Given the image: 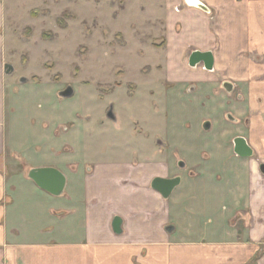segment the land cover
<instances>
[{
  "label": "crops",
  "instance_id": "1",
  "mask_svg": "<svg viewBox=\"0 0 264 264\" xmlns=\"http://www.w3.org/2000/svg\"><path fill=\"white\" fill-rule=\"evenodd\" d=\"M159 2L164 5L163 39L154 47L168 51L166 77L173 81L182 70L190 72L185 66L188 50L210 51L213 71L197 65L192 76L183 78L185 86L192 80L216 86L224 80L247 82L248 99L258 95L264 100V0ZM3 21L0 1V264H264V175L258 171V164L264 162V108L261 113L246 111L251 125L258 124V141L254 140L258 152L253 150L258 159L236 157L230 166L221 163L226 168L220 173L224 183L219 181V168L209 170V163H199L198 157L193 161L198 170L189 181L198 189L189 199L229 196L234 199L231 213L205 237L176 235L170 212H180L186 195L173 193L175 188L163 198L150 186L154 177H169L173 170V162L152 144L150 155L119 154L74 166L80 130L72 128L79 118L72 112L52 121L51 129L37 130L33 150L40 160L28 163L16 157L20 153L16 148L23 145L15 147L6 140L11 124L8 111L16 108V98L7 91L13 70L6 73L3 68L8 64ZM244 136L255 149L251 138ZM37 167L63 173L65 187L60 195L40 189L27 177ZM235 178L236 191L231 189ZM114 217L121 219L118 234L111 227Z\"/></svg>",
  "mask_w": 264,
  "mask_h": 264
},
{
  "label": "rangeland",
  "instance_id": "2",
  "mask_svg": "<svg viewBox=\"0 0 264 264\" xmlns=\"http://www.w3.org/2000/svg\"><path fill=\"white\" fill-rule=\"evenodd\" d=\"M0 1L5 60L13 67L7 91L14 92L16 98L14 111L7 110L11 124L6 140L15 147L23 145L15 149L20 152L16 157L28 163L40 160L33 150V142L39 138L37 130L51 129L52 121L72 112L79 118L68 126L80 130V147L73 145L74 166L82 167L83 160L146 154L151 144L143 136L135 139L130 132L135 120L141 121V128L151 137L163 139L176 164L190 165L200 155L202 161L213 163L209 166L212 170L219 168L222 183L220 173L226 168L221 163L230 166L237 159L230 151L234 136L247 134L258 152L254 142L258 124L251 125L249 117L244 129L238 123L230 125L228 116L232 112L238 119L248 117L246 103L261 113L263 99L257 104L245 97L235 104L232 97L221 98L220 88L207 80H192L184 87L187 81L183 78L195 73L187 64L188 56L185 66L190 72L182 70L180 78L173 81L166 77L168 51L154 47L163 39L164 5L159 0ZM237 84L236 92H249L247 82ZM67 86L73 94L59 97L58 91ZM109 107L114 120L107 117ZM203 121L211 123L209 130L202 129ZM256 153L253 156L258 159ZM236 182L235 178L231 187L235 191ZM193 189H198L193 181H182L173 191L184 193L186 199L180 212H170L171 220L176 235L205 237L231 213L234 199L218 195L193 201L189 199Z\"/></svg>",
  "mask_w": 264,
  "mask_h": 264
},
{
  "label": "water",
  "instance_id": "3",
  "mask_svg": "<svg viewBox=\"0 0 264 264\" xmlns=\"http://www.w3.org/2000/svg\"><path fill=\"white\" fill-rule=\"evenodd\" d=\"M201 9L205 7L198 3L195 4ZM187 64L189 67H195L199 64L203 66L206 70H212L213 66V56L210 51H199L193 50L187 58ZM4 71L6 73L11 72L13 67L10 64H4ZM25 78H21L20 81H24ZM73 93L71 88H67L59 93L62 97H68ZM233 152L239 157H251L252 150L246 143L245 139L242 137H236L233 140ZM258 170L264 175V163L258 165ZM27 177L31 179L37 187L50 193L51 195H60L65 187V176L59 170L53 167H37L31 168ZM178 178L173 179H162L154 178L151 182V187L158 191L163 198H167L171 190L178 184ZM111 227L114 233L121 232V219L119 217H114L111 223ZM171 227H167V230Z\"/></svg>",
  "mask_w": 264,
  "mask_h": 264
},
{
  "label": "flooded vegetation",
  "instance_id": "4",
  "mask_svg": "<svg viewBox=\"0 0 264 264\" xmlns=\"http://www.w3.org/2000/svg\"><path fill=\"white\" fill-rule=\"evenodd\" d=\"M199 65H201V64H199ZM202 66V65H201ZM213 66H214V62H213ZM213 66H212V70H206V69H204L203 68V66H202V69H203V71H206V72H211V71H213ZM196 67V66H195ZM195 67H191V68H195ZM157 80V79H156ZM154 82H155V80H154ZM156 84H159L160 83V81H159V79H158V82H155ZM116 86H120V83L119 84H116ZM187 86L188 85H186L185 87L187 88ZM67 88H71L72 89V87H69V86H67V87H65L63 90H60V91H58V96L59 97H62V96H60L59 95V93L61 92V91H64L65 89H67ZM218 88H220V91L222 92V97L221 98H229V97H232L233 99H234V103L235 104H237V103H242V101L245 99V97L246 98H249V95L248 94H245V93H243V94H241V93H239V92H236L235 91V89H238V84L237 83H234V82H232V81H228V80H224V81H221L220 83H218ZM190 90L192 91L193 90V87H191L190 86ZM72 91H73V89H72ZM225 91V92H224ZM233 92H236V95L235 94H233ZM151 93H152V97H150L151 98V100H152V98L154 97V92L153 91H151ZM73 94V93H72ZM71 94V95H72ZM70 95V96H71ZM70 96H68V97H70ZM248 96V97H247ZM62 98H66V97H62ZM254 101H256L255 103H257V104H260V101H262V99H261V97L260 96H258V95H256L255 96V98H252ZM249 100V99H248ZM234 104V105H235ZM153 105V104H152ZM152 105H151V108H152ZM246 105H247V110L249 109V106H248V104L246 103ZM231 114H232V116H228V121H229V124L230 125H232V124H240V126H242V127H244V129H245V127H247V126H249V117H243V118H239L238 119V117H236V115H235V113L233 114L232 112H230ZM107 117H108V119H112V120H114V116H113V114H112V110H111V108L109 107L108 108V110H107ZM141 121H138V120H135V122H134V126H133V128H131L130 129V132H131V134H132V136L136 139V138H139V137H142L143 136V138L148 142V143H150V144H152V146H154V147H156L157 149H158V153L160 154V155H162L164 158H167V159H170L172 162H173V164H172V166H173V170H172V172H171V175L169 176V177H162V179H173V178H178V184L171 190V192H170V194L172 193V191L176 188V187H178L181 183H182V181H184V182H187V181H189V179H192L194 176H195V170H198V169H196V167L194 166V164H193V162H191L190 163V165L189 164H187V163H183V162H178L177 164L175 163V161L173 160V158L172 157H169L168 156V152H167V144L163 141V139L162 138H155V137H151L149 134H148V132L146 131V130H144L143 128H141V127H143V126H141V123H140ZM229 125V126H230ZM229 126H228V128H229ZM210 127H211V123L209 122V121H203V123H202V129L203 130H209L210 129ZM130 134V135H131ZM236 137H242V138H244L245 139V141H246V143L249 145V147L251 148V150H252V156H253V154H254V151H253V148L250 146V144H249V142L247 141V139H246V137L244 136V135H236V136H234L233 138H232V140H231V143H232V146H231V152L236 156V157H239L238 155H236L234 152H233V140L236 138ZM147 151V150H146ZM150 148H149V150L147 151V154L149 153L150 154ZM166 154H164V153ZM200 156V155H199ZM198 156V162L199 163H201V162H203L202 161V159H200L201 158V156L199 157ZM251 156V157H252ZM241 158H250V157H241ZM196 159H194L193 161H195ZM206 160V159H205ZM261 163H264V162H261ZM260 164V163H259ZM258 164V165H259ZM175 165L176 166H178V169L175 167ZM211 165V167H212V163L211 164H209L208 166H206V167H208V168H211V167H209ZM205 167V168H206ZM183 171V172H182ZM259 171V170H258ZM182 173H184V174H182ZM260 173V172H259ZM261 174V173H260ZM263 175V174H262ZM154 178H159V177H154ZM153 178V179H154ZM152 179V180H153ZM152 180H151V182H152ZM150 186H151V183H150ZM169 194V195H170Z\"/></svg>",
  "mask_w": 264,
  "mask_h": 264
},
{
  "label": "trees",
  "instance_id": "5",
  "mask_svg": "<svg viewBox=\"0 0 264 264\" xmlns=\"http://www.w3.org/2000/svg\"><path fill=\"white\" fill-rule=\"evenodd\" d=\"M263 251H260L259 253H257L253 258L252 260H255Z\"/></svg>",
  "mask_w": 264,
  "mask_h": 264
}]
</instances>
